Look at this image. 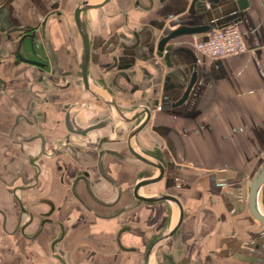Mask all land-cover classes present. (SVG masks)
<instances>
[{
	"label": "crops",
	"instance_id": "obj_1",
	"mask_svg": "<svg viewBox=\"0 0 264 264\" xmlns=\"http://www.w3.org/2000/svg\"><path fill=\"white\" fill-rule=\"evenodd\" d=\"M78 1L0 0V264H142L116 245L120 228H132L122 243L142 250L176 224L180 211L166 200L136 202L133 188L173 195L184 209L151 264L156 257L168 264H264V226L249 209L250 183L264 161V0H109L88 11L91 69L103 74L101 91L136 113L133 124L148 119L134 145L165 169L161 180L137 190L140 171L156 178L157 167L132 159L122 144L105 146L122 159L107 153L98 163L90 149L92 198L83 181L77 192L90 204L99 200L96 213L72 193L73 177L60 179L73 158L52 155L67 135L61 107L68 89L58 90L56 71L68 70V49L80 44L72 21L55 13L65 6L69 15ZM45 19L46 63L33 47ZM232 22L243 53L212 58L195 50L212 30L173 41L184 49L173 66L155 53L154 39L166 27ZM194 72L187 100L174 106Z\"/></svg>",
	"mask_w": 264,
	"mask_h": 264
},
{
	"label": "flooded vegetation",
	"instance_id": "obj_2",
	"mask_svg": "<svg viewBox=\"0 0 264 264\" xmlns=\"http://www.w3.org/2000/svg\"><path fill=\"white\" fill-rule=\"evenodd\" d=\"M85 3L86 5H96L90 2V0H80L76 2L75 6L70 10L69 15H66L64 11L65 6L60 7L55 13L56 18H59L62 23L64 21H68L67 19L72 21L75 33L80 38V44L78 47L79 49L76 47V45L75 48L72 49V51L68 49V53L71 55L70 58L74 61L72 62V65L68 68V70L65 72H62L60 70L56 71V75L58 77V80H56L58 90L61 91L63 89H68L66 91L68 101L61 107V113L64 116L63 125L67 131V135H65L64 145H62V143L59 144L60 148L55 147L53 149L52 155L60 156L63 153L73 158L75 164H73L72 166L68 165L67 163L63 164L62 168L60 169V179L65 184L66 178L68 176L69 180L73 177V182L71 183V185L69 184V188H71L72 193L77 196L79 202H81L85 208L96 213L94 207H96L97 203H100L99 200L94 201L93 203L95 204H90L88 203L87 199L82 198L81 195H79V193L77 192L78 182L83 181L85 183L86 190L91 197L92 189L90 183V169L87 163L88 157H90L88 156V151H90V149H93L94 153H96L97 163L101 160L100 157L104 156L107 153H112L116 157L122 159V155H120L117 150H115V148L107 149L105 147L107 143L111 145L122 144L126 152L129 155L132 154V159H138L133 154L134 151L139 152L136 150V147L134 145L137 141L136 137L138 132L134 133V131L138 129L142 122L133 124V122L135 121L134 117L136 113L134 115H130L121 107L118 100L113 94L112 96H110V98H108L101 91L107 90L106 87H104L105 85L103 74L99 69L95 72H93L91 69L93 43L92 34L90 31V22L92 20L88 16V11L90 9L86 8L80 11V13H77L78 7L82 6ZM46 21L47 20L45 19V21L40 25L42 26L41 38L36 39L33 42V47L36 50L38 58L40 60H43L45 63L47 62L45 50L48 46L47 38L45 36ZM79 21L84 31L85 38L87 36L88 39L89 59L87 67L86 43L85 38L83 37L80 30V26L78 23ZM129 46L132 48L134 45L131 43V45ZM115 66L116 65H113L110 68L111 70H109V72L117 69V66ZM109 93L111 94L110 91ZM144 129L145 126L142 127L140 131H143ZM63 146L65 147L62 148ZM84 152H86V154H84ZM141 154L149 158V155L146 152L143 151V153ZM100 173L102 176L112 181V183H115V181L112 180V177L105 171H102ZM139 179L140 180L134 185L135 188L140 181L152 179L149 176V169L145 168L141 170ZM133 192L135 194V197L137 198L136 202H142V200L138 199L137 195L146 197L154 196L149 193L139 194L138 191H136L134 188ZM130 228L131 227L120 228L115 239L116 245L124 252H128L132 255L136 254L137 257L139 256L138 259L142 262V264H144L149 248L160 236L155 238L153 237L150 242H148L145 246L142 247V250H140L137 246H126L122 243V232L131 230L132 228ZM63 238L64 237L60 239V242L63 241ZM58 250L63 249L59 247ZM164 264H168V261L165 260Z\"/></svg>",
	"mask_w": 264,
	"mask_h": 264
},
{
	"label": "water",
	"instance_id": "obj_3",
	"mask_svg": "<svg viewBox=\"0 0 264 264\" xmlns=\"http://www.w3.org/2000/svg\"><path fill=\"white\" fill-rule=\"evenodd\" d=\"M108 1L109 0H105L103 3L96 4V5H92V4L86 5V3H85L82 6L78 7L77 13H80V11H82L83 9H86V8H88V9L98 8L102 5H104L105 3H107ZM243 1H245V0H241L239 2L240 6H242L241 4L243 3ZM78 23H79L82 35L85 38V34H84V31L81 27L80 21ZM232 24H233V22L228 23L226 25H223L222 28L228 27ZM214 28H215L214 25H208V24H205V25H184V24H182V25H179L178 27H176L174 29H171L170 27H166V29L162 31L161 35L158 38L154 39L155 53L162 61H164V63H166L169 66H173V63H172L173 55L177 54L180 51H184V49L175 46V44L172 43L173 41H175L176 39H178L182 36H185V35H195L198 33L211 31ZM22 29L23 28H19L18 30L22 31ZM85 43H86V67H87V63H88V59H89V46H88L87 36L85 38ZM193 61H195V60L193 59ZM195 81H196V73L194 72V75H193L192 79L189 81L183 96L174 104V106H178L187 100V98H188V96H189V94H190V92L194 86ZM148 118H150V113L148 114ZM147 121H148V119H146V121H144L138 127V129L134 131V133L139 132L141 130V128L144 127V125L146 124ZM133 154L142 162L151 164V165L157 167L160 171V174L158 177L152 178L150 180L140 181L138 183V185L136 186L137 190H139L144 185L157 182L163 178L165 169H164V166L162 165L161 162L149 159V158L145 157L144 155H142L141 153L136 152V151H134ZM263 187H264V161L262 162V164L258 167L257 171L255 172V174L252 178V181L250 183V190H249V209H250V212H251L252 216L260 224H262L264 226V204L262 203V200H261V194H262ZM137 197H138V199L145 201V202H156V201H160V200L170 201V202L175 203L178 206L179 211H180L179 212V218H178L176 224L172 228H170L167 232H165L163 235H161L157 240H155L154 243L149 248L144 264H151V260L155 256L157 251L160 250L166 243L169 242V240L172 239L174 234L177 232V230L181 226L183 218H184V209H183V206H182V203L180 202V200L177 197L170 195V194H158V195L149 196V197L137 195Z\"/></svg>",
	"mask_w": 264,
	"mask_h": 264
},
{
	"label": "built area",
	"instance_id": "obj_4",
	"mask_svg": "<svg viewBox=\"0 0 264 264\" xmlns=\"http://www.w3.org/2000/svg\"><path fill=\"white\" fill-rule=\"evenodd\" d=\"M194 49L212 58L225 57L247 51L241 31L230 26L215 28L205 40L196 41Z\"/></svg>",
	"mask_w": 264,
	"mask_h": 264
},
{
	"label": "rangeland",
	"instance_id": "obj_5",
	"mask_svg": "<svg viewBox=\"0 0 264 264\" xmlns=\"http://www.w3.org/2000/svg\"><path fill=\"white\" fill-rule=\"evenodd\" d=\"M159 255V254H158ZM164 259V260H163ZM159 260H162L163 262H165V257L164 258H161L160 257H156L154 260H153V264H158ZM163 262H159L160 264L163 263ZM164 264V263H163Z\"/></svg>",
	"mask_w": 264,
	"mask_h": 264
}]
</instances>
